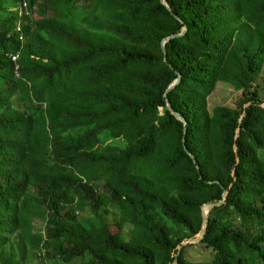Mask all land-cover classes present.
<instances>
[{
  "label": "trees",
  "instance_id": "obj_1",
  "mask_svg": "<svg viewBox=\"0 0 264 264\" xmlns=\"http://www.w3.org/2000/svg\"><path fill=\"white\" fill-rule=\"evenodd\" d=\"M165 2L0 0V264H173L224 189L178 264H264V0Z\"/></svg>",
  "mask_w": 264,
  "mask_h": 264
},
{
  "label": "water",
  "instance_id": "obj_2",
  "mask_svg": "<svg viewBox=\"0 0 264 264\" xmlns=\"http://www.w3.org/2000/svg\"><path fill=\"white\" fill-rule=\"evenodd\" d=\"M159 2H160V4L163 7H165L169 11V9H168V7L166 5L165 0H159ZM173 17H174V19L176 21H178L179 23H181V21L176 16H173ZM185 33H186V28H183L180 34L171 35L169 37L164 38L161 41L160 46H161V51H162V54H163V62L166 65H167V62H166V58H165L166 54H165V49H164L165 44L168 43L171 40H174V39H178V38L183 37L185 35ZM167 66H168L169 69L172 70V68L169 65H167ZM175 76H176V80L169 86V88L167 89V91L164 94V98H165L166 106H168L169 111L176 117V119L178 121L182 122L183 125H184V132H183L184 133V136H183L182 143H183V146H184V149H185L186 153L193 160V163L195 165H197L195 156L189 152V150H188V148L186 146L187 121H186V119L180 113L176 112L172 108V106L170 105V103H168V101L166 99L167 98V94L170 91L174 90L179 85V83H180V74L179 73H175ZM250 105L251 104L246 105L245 108L248 107V106H250ZM263 107H264V105H263ZM244 115H245V113L242 115V117ZM241 120L242 119H240V121ZM239 136H240V128H237V130H236V139L239 138ZM234 151L237 152V145L236 144L234 145ZM237 161H238V158H237ZM197 169L199 170V167L198 166H197ZM201 179H202V177H201ZM207 183L210 184V185H212L214 183L220 185V183L218 181H215V182L209 181ZM228 195H229V191L226 190V189H224L223 190V193H222V199H221V201L214 202V203H209V204H205V205H203L201 207V214H202V221H203L202 222V229H201V231H200V233H199V235L197 237H195V238H193L191 240H188V241L184 242L178 248V251H177V254L175 255V260H174V263L173 264H178V257L181 255L182 250H183L184 247H187V246H190V245H197V244H199V243H201L203 241V239H204V237H205V235L207 233V230H208V224H209V216L208 215H209V213L212 212L215 208H219V207H222V206L226 205Z\"/></svg>",
  "mask_w": 264,
  "mask_h": 264
},
{
  "label": "rangeland",
  "instance_id": "obj_3",
  "mask_svg": "<svg viewBox=\"0 0 264 264\" xmlns=\"http://www.w3.org/2000/svg\"><path fill=\"white\" fill-rule=\"evenodd\" d=\"M240 97L241 93L235 92L230 87L221 83L218 85L214 94L209 98V109L212 110L215 106H235ZM116 143H119L121 147L125 145L122 141ZM211 256L212 253L209 250L198 248L189 250L187 253V257L194 261H208L211 259Z\"/></svg>",
  "mask_w": 264,
  "mask_h": 264
},
{
  "label": "built area",
  "instance_id": "obj_4",
  "mask_svg": "<svg viewBox=\"0 0 264 264\" xmlns=\"http://www.w3.org/2000/svg\"><path fill=\"white\" fill-rule=\"evenodd\" d=\"M17 11L20 12L21 17H23L24 15L32 16V11H31V9H30L29 2H27V1H24V2L22 3V5H20V6L17 8ZM18 31L23 32L22 24H20V25L18 26ZM21 40H22V41L25 40V39H24V35L21 37ZM20 56H21V53L14 54V55L12 56L13 61H15V62L17 63L16 73L18 72L19 67H20V64H18V63H19V60H20ZM17 75H19V74L17 73Z\"/></svg>",
  "mask_w": 264,
  "mask_h": 264
}]
</instances>
